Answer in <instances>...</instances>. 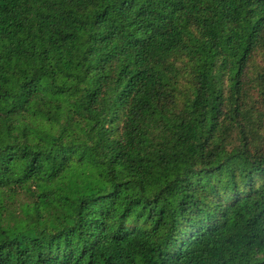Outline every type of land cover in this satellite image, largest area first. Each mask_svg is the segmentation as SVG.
<instances>
[{
  "label": "trees",
  "instance_id": "16d2710c",
  "mask_svg": "<svg viewBox=\"0 0 264 264\" xmlns=\"http://www.w3.org/2000/svg\"><path fill=\"white\" fill-rule=\"evenodd\" d=\"M0 264H264V0H0Z\"/></svg>",
  "mask_w": 264,
  "mask_h": 264
}]
</instances>
